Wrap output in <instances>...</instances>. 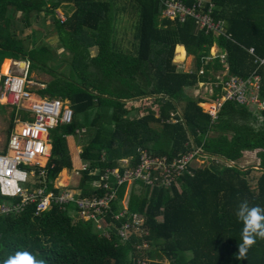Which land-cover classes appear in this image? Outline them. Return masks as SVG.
Here are the masks:
<instances>
[{"label": "trees", "instance_id": "16d2710c", "mask_svg": "<svg viewBox=\"0 0 264 264\" xmlns=\"http://www.w3.org/2000/svg\"><path fill=\"white\" fill-rule=\"evenodd\" d=\"M161 1H125L138 11L136 47L129 51L117 42L118 9L113 0H0V49L5 52L0 64L5 57L23 59L30 70L35 60L54 72L48 57L67 69L36 87L43 95L70 98L74 108L71 122H59L49 130L45 175L49 187L62 168L72 166L69 135L87 137L79 158L90 167L113 166L122 156H131V163H136L141 149L171 159L198 147L194 160L200 159L169 187L141 180L122 183L104 213L108 235L94 220L74 218L56 204L38 214L32 203L20 212L0 213V264L24 251L45 264H139L144 259L145 264H264V239L259 238L246 259H236L243 224L235 214L245 199L250 206L264 208V122L258 119L264 116V105L257 109L226 100L212 120L199 104L202 91L197 82L215 80L223 63L212 59L199 78L172 61L175 47L183 45L198 67L217 42L227 53L228 72L249 75L256 64L246 48L264 56V0H213L219 7L214 13L226 18L233 40L205 33L192 17L162 15ZM57 8L67 17H56ZM16 16L31 28L41 20V30L46 17L52 16L56 45L36 44L44 33L35 38L32 30L35 44L24 49L12 22ZM91 47L97 48L93 55ZM257 72L264 100V66ZM145 98L159 103L158 113L149 105L127 106L128 100ZM171 110H178L176 121L168 120ZM84 126L85 133L77 132ZM100 172L82 170L77 186L81 194L102 192ZM4 198L0 194V203ZM12 199L18 198L7 197ZM122 207L144 216L146 233L118 234L125 217L116 219L113 213Z\"/></svg>", "mask_w": 264, "mask_h": 264}, {"label": "built area", "instance_id": "2783aa9c", "mask_svg": "<svg viewBox=\"0 0 264 264\" xmlns=\"http://www.w3.org/2000/svg\"><path fill=\"white\" fill-rule=\"evenodd\" d=\"M161 5V14L166 17L179 20L192 17L198 29L205 33L226 35L222 20L213 15L212 1L194 0L186 3L184 0H162ZM247 51L257 65L264 63L263 59L254 55L252 47ZM216 57L223 63V69L214 75L215 80L197 82L198 88L202 91L200 93L202 101L199 104L203 111L208 112L214 120L226 100L261 107L263 101L257 94L259 74L255 70L248 76L229 74L226 52L210 53L201 58L198 67H188L184 70L201 78L207 70L206 64ZM12 63L19 71L12 68L4 71L0 68V101L11 105L13 109L11 129L5 145L0 149V194L6 197L0 203V213L20 212L32 203L34 212L38 214L56 204L60 209H66L79 218L94 220L96 227L108 235L104 213L108 211L122 183L141 180L151 186L161 184L169 187L176 183L194 159H197L198 147L171 159L141 149L136 163H131V156H122L121 161L124 165L121 166L100 168L90 167L89 162L81 163L82 168L84 170L87 168L90 173L101 171L98 179L101 193L81 194L74 187L61 188L58 184L48 187L45 175L50 153L49 130L59 122H71L74 108L67 98L36 95L29 86L31 80L28 78L27 64L18 60H13ZM176 114L178 110H171L168 120L176 121L174 118ZM7 197L18 199L7 201ZM113 216L116 219L125 217L124 222L117 227L118 234L127 237L133 232L146 233L142 225L144 216L141 213L128 211L122 207L114 212ZM146 245L143 242L142 246ZM139 264H145V259Z\"/></svg>", "mask_w": 264, "mask_h": 264}, {"label": "rangeland", "instance_id": "374dc122", "mask_svg": "<svg viewBox=\"0 0 264 264\" xmlns=\"http://www.w3.org/2000/svg\"><path fill=\"white\" fill-rule=\"evenodd\" d=\"M127 0H113V4L115 5L114 7H116L118 9V11H116V15H115V25H116V36H117V42L121 43V47L125 48L129 51H133L134 48L136 47V40H134V34H135V29L138 23V11L136 9H129L132 5H134L133 3H129V2H125ZM125 5L127 7V9H120L121 6ZM69 7H72L71 5H69ZM120 9V10H119ZM55 16L60 18V19H64L67 17L66 14H64L61 9L57 8L54 10ZM51 17L52 16H47L46 20H45V27L41 30L39 29L38 25H40L41 20L38 21V25L37 23H35V25H33V27H27L25 26V23H23L22 21L18 20V16H16V19H14L13 22V26L16 29V32L18 34V36L22 39V44H24V49H28L33 47L32 44H40L42 45V42L48 41L51 42V44L56 45V33L54 31L53 25H51ZM17 26V27H16ZM32 30H35V38H38L39 32L44 33V36L40 35V38L37 39V41H35V43H33V41L35 40L34 38L32 39ZM39 45V46H40ZM39 46H35V48L39 47ZM91 54H95L97 51L96 47H91L90 48ZM5 52L3 53L0 49V59L2 58V56H4ZM183 48H180V52H177V47H175V53H174V58H172V61H181V59L183 58ZM179 57H181L179 59ZM43 58V57H42ZM13 59V58H12ZM35 59L42 61L40 58H36ZM47 60L48 66L50 69H52L54 72L46 69V68H41L40 64H36L35 60H32V64L33 66H31L30 70H28V78L31 80L29 82V86H31L33 92L36 95L39 96H45L41 93H39V91L36 89V87H40L43 86L44 83L46 82V80L52 79L56 73H62L63 71H67L66 68L62 69V62L61 61H57L55 59H51L48 60L49 58L46 57L45 58ZM13 60H18V61H24V63L27 64L28 66V62L26 60H19V59H13ZM13 60L11 61V64H13ZM10 60L9 59H5L4 61V66L3 68H7L8 64H9ZM176 63V62H175ZM23 64V63H22ZM177 64V63H176ZM12 69L14 71H19V68L16 66H12ZM64 74V73H63ZM45 80V81H44ZM192 92L196 93L194 91V89H191ZM190 91V90H189ZM46 96H50V95H46ZM70 100V98H67ZM71 101V100H70ZM6 103L0 102V149L3 148V146L5 145V141H6V127L8 126V118L6 120V118H4V114H6L7 112H5V107H6ZM139 105H149L151 106L156 113H158V109H159V103L155 102L152 99H148L145 98L143 100L140 101H136V100H128L127 101V106H132V107H136ZM141 114L143 115L144 112L141 111ZM85 127L82 130V133H85ZM82 128H77V132H80V130ZM68 142L67 144L70 142V144H68L69 146V153H70V158L71 161L74 163V165L72 164L71 168H68L67 174L63 173L61 174V170L59 171L60 173H58V175H56L58 177L57 179H53V183H56V180L58 181V184L61 188L64 187H74L75 189H78V183L79 180L81 178L82 175V166L81 163H85L84 161H82L80 158H78V154L82 151V146L84 144V141L87 139V137H85V135H80V136H76V135H69L67 136ZM80 149V150H79ZM80 151V152H79ZM249 158H253L254 155L249 154L248 156ZM78 158V160H77ZM121 158L117 159V163L114 165H124V162L121 161ZM200 159L194 160L192 165H197L199 164ZM202 160V159H201ZM78 161V162H77ZM120 162V163H119ZM78 163V165H77ZM81 165V167H80ZM81 168V169H80ZM84 170V169H83ZM87 170V168H86ZM89 171V170H88ZM66 172V171H64ZM90 173V172H89ZM69 177H68V176ZM59 177H62V179L66 180V179H70L71 183H66L64 184V182L66 181H62V179ZM60 182V183H59ZM77 216L76 214L74 215ZM83 220H86L84 218H81Z\"/></svg>", "mask_w": 264, "mask_h": 264}, {"label": "clouds", "instance_id": "9594fccd", "mask_svg": "<svg viewBox=\"0 0 264 264\" xmlns=\"http://www.w3.org/2000/svg\"><path fill=\"white\" fill-rule=\"evenodd\" d=\"M264 122V116H258ZM236 216L242 222L241 232L242 242L238 245L236 259H246L247 252L256 243L257 238L264 239V208L260 206H250L249 202L241 200L236 209ZM4 264H45L43 260H37L27 251L18 252L4 261Z\"/></svg>", "mask_w": 264, "mask_h": 264}, {"label": "crops", "instance_id": "0c3cea01", "mask_svg": "<svg viewBox=\"0 0 264 264\" xmlns=\"http://www.w3.org/2000/svg\"><path fill=\"white\" fill-rule=\"evenodd\" d=\"M205 1H212L213 2V15H214V17L215 18H220L221 20H222V25H223V29H224V33L227 35H222V34H216V33H214V32H208V33H212V34H214L215 36H218V35H222V36H224V37H226V38H229V39H232L231 38V33L227 30V20H226V18L222 15V16H217L215 13H214V9L215 8H219L218 6H217V4L213 1V0H205ZM62 12H64V10H61ZM233 40V39H232ZM177 47H180L181 49L183 48V51H184V54H183V58L181 59V61H175L176 63H177V65H179V67L180 68H183V69H185V68H188V67H192V66H195V62H194V57L192 56V55H189V54H187L186 53V51H185V48H184V46L183 45H177ZM249 47H251V46H249ZM249 47H247L246 48V50L249 48ZM216 52H219V53H223V52H226V51H223V50H221L220 49V47H219V45L217 44V42H214L212 45H211V47H210V53L212 54V53H216ZM248 52V51H247ZM253 52H254V50H253ZM249 53V52H248ZM250 54V53H249ZM254 55L255 56H257L258 58H261V59H263V61H264V56H259V55H256L255 53H254ZM252 56V55H251ZM253 57V56H252ZM181 58V57H180ZM179 58V59H180ZM226 58H227V53H226ZM5 59H9L10 60V62H9V64H8V66H7V68H3V66H4V61H5ZM13 59L11 58V57H5L4 59H3V61H2V63L0 64V68L2 69V70H8L9 68L11 69L12 68V64H11V61H12ZM226 62H227V59H226ZM254 62V61H253ZM256 65H255V68L253 69V71L255 70V72L258 74V72H257V69L260 67V66H264V63H262V64H259V65H257V63L256 62H254ZM227 64H228V62H227ZM228 67H229V65H228ZM228 70H229V68H228ZM252 71V72H253ZM251 72V73H252ZM229 73V72H228ZM250 73V74H251ZM230 74V73H229ZM232 75H236V74H232ZM241 76V75H240ZM248 76V75H247ZM257 94H258V97L260 98V96H259V92H258V90H257ZM260 100L261 101H263V104H262V106L261 107H258V106H256L255 104H253V105H250V106H252V107H255V108H257V109H261V108H263V105H264V100L263 99H261L260 98ZM1 102V101H0ZM4 103V102H3ZM7 104V103H6ZM5 112H7L6 114H4V118H6V120H7V118H8V126L6 127V137L8 136V134H9V132H10V130H9V132H8V128L12 125L11 123V121H12V117H13V109H12V106L11 105H9V104H7L6 105V107H5ZM1 111V110H0ZM1 114V113H0ZM0 128H1V126H0ZM10 129H11V127H10ZM0 140H1V138H0ZM68 144H70V142L68 143ZM69 146V145H68ZM80 150V149H79ZM80 152V151H79ZM78 155V158H79V154L80 153H77ZM78 158H77V160H78ZM78 162V161H77ZM72 164L74 165V163L72 162ZM77 165H78V163H77ZM70 169V168H69ZM64 170H66V172H64V173H67V171H68V168H62V171H64ZM58 173H60V172H58ZM58 175V174H57ZM68 176V175H67ZM69 177V176H68ZM62 179V177H59V179ZM54 179H57L58 180V177L56 176ZM56 180V183H51L50 185H53V184H58V181ZM62 181H66V182H64V184H66V183H71V181H70V179H66V180H64V179H62ZM48 184V183H47ZM59 185V184H58ZM49 187V186H48Z\"/></svg>", "mask_w": 264, "mask_h": 264}, {"label": "bare ground", "instance_id": "6f19581e", "mask_svg": "<svg viewBox=\"0 0 264 264\" xmlns=\"http://www.w3.org/2000/svg\"><path fill=\"white\" fill-rule=\"evenodd\" d=\"M4 71H6V70H4ZM64 171H66V170H64ZM64 171H62V172H61V174H63V173H64ZM66 174H67V173H66ZM59 183H60V182H59Z\"/></svg>", "mask_w": 264, "mask_h": 264}]
</instances>
